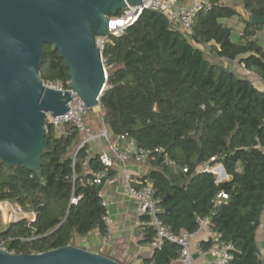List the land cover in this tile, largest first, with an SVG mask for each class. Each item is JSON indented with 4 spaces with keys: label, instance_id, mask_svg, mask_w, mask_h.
Returning <instances> with one entry per match:
<instances>
[{
    "label": "trees",
    "instance_id": "trees-1",
    "mask_svg": "<svg viewBox=\"0 0 264 264\" xmlns=\"http://www.w3.org/2000/svg\"><path fill=\"white\" fill-rule=\"evenodd\" d=\"M211 1L213 9L196 17L191 34L171 27L162 12L146 10L121 36L110 35L103 56L113 67L101 111L113 139L127 133L139 146L165 147L177 161L174 168L160 157L148 161L146 175L134 179L152 184L165 225L175 233L193 232L200 218L210 217L221 240L234 246L230 264H263L258 231L264 217V90L235 62L264 81V46L253 38L264 24L224 3L236 0ZM242 3L251 17H264V0ZM237 25L243 29L234 37ZM40 74L45 82L69 87L70 70L52 45H44ZM46 138L38 171L0 160V202L35 215L0 227V244L15 254L76 245L97 229L108 233L102 191L86 183L104 169L100 153L91 154L89 144L77 150L84 135L74 125L57 133L47 124ZM215 163L224 166L226 180L199 171ZM118 172L113 167L106 176ZM221 192L228 198L218 202ZM73 194L80 198L76 204ZM143 233V241L152 243L154 229L143 226ZM179 249L166 242L146 264H172Z\"/></svg>",
    "mask_w": 264,
    "mask_h": 264
},
{
    "label": "water",
    "instance_id": "water-1",
    "mask_svg": "<svg viewBox=\"0 0 264 264\" xmlns=\"http://www.w3.org/2000/svg\"><path fill=\"white\" fill-rule=\"evenodd\" d=\"M143 0H0V160L29 171L42 166L48 114H66L71 90L44 84V45L59 50L70 70L69 88L88 109L101 108L108 86L103 51L96 38L110 36V17ZM253 24L264 17L252 16ZM227 177L224 166H220ZM222 179H218L221 182ZM105 180L98 186L102 191ZM0 264H123L102 253L68 245L39 254H12L0 247Z\"/></svg>",
    "mask_w": 264,
    "mask_h": 264
},
{
    "label": "built area",
    "instance_id": "built-area-1",
    "mask_svg": "<svg viewBox=\"0 0 264 264\" xmlns=\"http://www.w3.org/2000/svg\"><path fill=\"white\" fill-rule=\"evenodd\" d=\"M143 3L137 5L127 4L126 8L122 10L121 15L110 17L109 31L110 35L121 36L125 30L135 24L142 13L146 10L159 11L165 14L171 27L180 28L185 34L193 32V26L196 17L200 13H207L211 11L214 4L211 0H143ZM105 37L98 36L96 42L103 51L105 44ZM103 64L105 70L112 69V65L104 58ZM238 70L251 80L259 79L252 69L248 68L244 62L236 60ZM45 85L59 88L62 90H71L73 92V100L69 103L71 108L65 115L53 117L48 115L47 124L53 126L57 133H63L65 129L71 125L76 126L84 135L83 141L79 144L77 150L87 144H93L99 140H106L109 143L108 151L100 153V160L104 166L101 172L95 174L94 178L86 180L87 184H95L100 186L105 180L106 184H114L119 176L126 185L129 196L137 202V213L140 217V224L149 226L155 231V238L151 243L153 248L161 250L166 242H171L179 245L180 249L176 258L172 260V264H194L193 252L201 256L211 255L212 260L210 264H230L233 260L234 246L221 240V235L215 232L211 227V218L205 217L199 219L198 228L193 232L183 230L180 233L173 232L159 217L161 209L158 206L159 200L154 196V189L151 183L135 182L133 175L127 169V163L133 160L137 163H143L162 158L163 164L166 167L174 168L178 166L177 161L171 157L169 151L163 146L143 147L136 144L135 140L127 133L113 139L108 131L105 129L99 134L91 133L87 124L84 121V116L88 112V108L80 98L69 87L61 82H45ZM47 128V125H46ZM215 162V158L211 160ZM120 166V167H119ZM221 164L215 163L214 166L205 164L199 168V171L212 172L217 174L221 172ZM113 167H119V172L116 176L107 178V172ZM217 170L218 172H215ZM187 170L184 169V172ZM223 181V179H222ZM227 195L221 192L217 196V201L227 199ZM80 198L72 195L71 203L76 204ZM107 207V204L104 202ZM17 211L23 213L20 207ZM26 215L25 213H23ZM146 216L145 220L141 217ZM31 220H34L35 215H29ZM106 222L109 221V213L104 217ZM264 231V222L261 226ZM109 233V231H108ZM103 236V242L109 240V234ZM0 247L6 249L3 244ZM7 250V249H6ZM7 252L15 254L14 252ZM264 264V259H263Z\"/></svg>",
    "mask_w": 264,
    "mask_h": 264
},
{
    "label": "crops",
    "instance_id": "crops-1",
    "mask_svg": "<svg viewBox=\"0 0 264 264\" xmlns=\"http://www.w3.org/2000/svg\"><path fill=\"white\" fill-rule=\"evenodd\" d=\"M242 13L246 19L251 18L248 12H246L248 16L244 12ZM242 29L243 25L235 26L233 30L234 37L240 36ZM255 37H259L264 46V27L257 30L253 38ZM253 82L259 89L264 90L263 80L259 78L253 80ZM108 149L109 146H106L103 140L89 146L91 154L108 151ZM127 169L134 179H138L146 175L149 162L137 163L130 160L127 163ZM102 196L109 213V221L107 222L109 240L103 242V235L97 229L86 237L77 238L76 246L108 255L123 264H146L147 260L153 257L155 249L151 243L143 241V225L140 224V217L137 213V202L129 196L126 185L120 176L114 184L105 185ZM258 243L261 257L264 259V231L262 228L258 231ZM193 259L194 264H210L212 256H201L193 252Z\"/></svg>",
    "mask_w": 264,
    "mask_h": 264
},
{
    "label": "rangeland",
    "instance_id": "rangeland-1",
    "mask_svg": "<svg viewBox=\"0 0 264 264\" xmlns=\"http://www.w3.org/2000/svg\"><path fill=\"white\" fill-rule=\"evenodd\" d=\"M242 2L243 0L225 1V4H228V5H231L237 8L239 11L244 12L246 16H248L246 11L243 8ZM204 50L206 51L208 57L212 58L210 55L211 53L210 48H204ZM106 71L109 75V70L106 69ZM84 121L87 124L88 128L90 129L91 133L93 134H99L103 132L105 129L108 131V127L106 126L104 122L103 113L100 107L88 109L87 114L84 116ZM103 141L106 144V146L109 145V143L105 139ZM215 172H218V171L215 170ZM216 175H217V179L221 178L223 179V181L228 178V177H223L222 171L218 172ZM17 207L18 206L7 203V202H0V227H4L7 224L11 223L12 221H16L24 217H29V214L24 215L23 213L18 212Z\"/></svg>",
    "mask_w": 264,
    "mask_h": 264
},
{
    "label": "bare ground",
    "instance_id": "bare-ground-1",
    "mask_svg": "<svg viewBox=\"0 0 264 264\" xmlns=\"http://www.w3.org/2000/svg\"><path fill=\"white\" fill-rule=\"evenodd\" d=\"M72 90H73V89H72ZM73 91H74V90H73ZM74 92L77 93L76 91H74ZM77 94H78V93H77ZM78 95H79V94H78ZM82 101H83V100H82ZM84 104H85V103H84ZM68 112H69V111H68ZM68 112H67V113H68ZM67 113H66V114H67ZM48 115H51V114L49 113ZM64 115H65V114H64ZM51 116H52V115H51Z\"/></svg>",
    "mask_w": 264,
    "mask_h": 264
}]
</instances>
